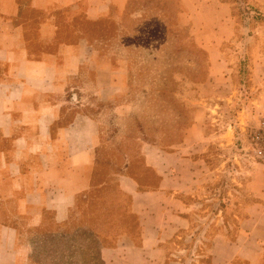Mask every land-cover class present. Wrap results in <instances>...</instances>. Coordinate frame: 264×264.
Listing matches in <instances>:
<instances>
[{
    "label": "crops",
    "instance_id": "obj_1",
    "mask_svg": "<svg viewBox=\"0 0 264 264\" xmlns=\"http://www.w3.org/2000/svg\"><path fill=\"white\" fill-rule=\"evenodd\" d=\"M210 1L219 5L225 15L231 12L229 1ZM250 1L264 8V0ZM127 2L0 0L2 214L29 215V227L43 228L48 224L47 215H52L57 225H64L71 215H83L91 209L94 198L91 192L101 157L100 126L82 105L73 101L71 93L79 91L76 96L82 99V91L88 94L92 88L100 89L97 93L101 98L110 99L108 89L121 85L118 78L114 80L113 65L99 61V52L91 45L86 27L88 22L108 17L115 8L124 10ZM255 33L259 37L255 50L258 53L260 45H264V26H258ZM225 35L222 38L220 34L221 39L235 35L233 26ZM211 53L213 64L218 61L223 65L221 51L220 57L215 50ZM207 113L201 123V116L195 112L197 123L193 125L197 129L203 126L206 116H211ZM192 126L184 142L169 152L154 145L142 147L144 167L153 173L149 185L143 184L141 172L135 170L129 154H125L126 160L115 178L99 185L107 188L114 183L127 199L124 209L123 198L115 199L121 202L120 215L112 214L117 206L110 204L103 209L113 215L108 217L109 225L121 223L116 224L119 231L113 235L112 244L102 248L105 264H167L172 245L179 246L178 242L185 241L196 217L207 211L203 205H207L209 191L201 193V189H208L209 180L205 176L215 171L206 168L205 159L198 156L204 151H191L199 144L196 142L199 133ZM250 185L253 196L260 201L249 204L244 213L234 214L237 224L228 227L221 213H217L204 227V235L213 230L211 237L205 238L209 260L204 264H239L236 260L243 264H264V191L255 179ZM82 197L87 199L82 202ZM97 212L101 214V210ZM129 216L135 222L127 225ZM15 242L12 239L11 244ZM2 251L0 247V264L16 263L15 255L10 257Z\"/></svg>",
    "mask_w": 264,
    "mask_h": 264
},
{
    "label": "rangeland",
    "instance_id": "obj_2",
    "mask_svg": "<svg viewBox=\"0 0 264 264\" xmlns=\"http://www.w3.org/2000/svg\"><path fill=\"white\" fill-rule=\"evenodd\" d=\"M204 2L129 0L124 10L115 8L108 18L96 26H88L99 61L113 65L112 75L121 85L108 89L110 99L101 98L97 93L100 89L92 88L88 94L80 91L84 97L92 95L89 99L74 96L77 90L71 93L73 101L82 105L100 126L98 184L115 178L126 160L125 154H129L135 170L141 172L143 184L149 185L153 173L144 167L142 147L154 145L169 152L187 138L195 112L200 119L205 112L211 114L206 116L203 126L198 129L195 124L192 126L199 133L196 137L199 144L191 149L204 151L198 156L205 159L206 168L215 171L206 172L208 189H201V193L209 191L207 205H203L207 211L196 217L185 241L178 242L179 246L172 245L167 264L207 263L208 241L203 229L215 217L220 202L226 206L227 218L223 219L229 227L235 223L232 212L244 213L254 200L260 201L253 196L250 184L254 179L264 191V161L254 158L248 144V132L264 119V45L256 53L258 34L257 38L247 36L250 21L244 0H238L235 14L245 17L242 26L245 39L233 35L227 40L221 39L220 34L222 38L227 36L225 32L232 26L236 30L232 8L225 15L213 1ZM258 26L264 24H257L255 30ZM214 50L219 57L221 51L223 65L218 61L213 64ZM243 58L246 59L241 66ZM98 187L91 195L95 199L107 197L108 193ZM96 200L97 205L110 206L109 202H103L105 199ZM218 213L223 216L221 210ZM131 222H135L134 217L126 218L127 225ZM88 228V225L77 230L72 227L73 235L47 242L29 229V215L17 217L0 210V247L10 257L15 255V264H29V254L36 264H104ZM212 233L213 230L208 237ZM12 239L16 240L13 245ZM236 262L243 264L240 260Z\"/></svg>",
    "mask_w": 264,
    "mask_h": 264
},
{
    "label": "trees",
    "instance_id": "obj_3",
    "mask_svg": "<svg viewBox=\"0 0 264 264\" xmlns=\"http://www.w3.org/2000/svg\"><path fill=\"white\" fill-rule=\"evenodd\" d=\"M229 1L231 3L232 6V11H233V15L235 16L234 18H236V30H235V36L237 38H243L245 39V35L243 32V24L245 21V17H242L243 15L240 14H235V8L238 7V0H226ZM245 4H247V16L249 17V21H250V29H249V35L257 38V36L255 35V26L257 24H264V8L260 5H257L256 3H254L253 1L250 0H244ZM128 4H129V0H128ZM129 6V5H128ZM246 11V8H245ZM237 17H240V19H237ZM108 18V17H106ZM103 18V19H106ZM103 19L96 21V22H88L87 25V29L88 32L92 35V31L90 29V27L88 28V26H96L100 21H102ZM90 24V25H89ZM249 57V56H248ZM246 58H243L242 60H240V64L242 66V64L244 63L243 61ZM100 154V153H99ZM118 170H121V168H118ZM94 185L95 187L103 184L97 183V179H96V172H95V177H94ZM114 185H111L110 187L107 188H99L101 190H103V192H107L108 196L105 197V200L103 202H108V199H111L112 202H110L111 205H114V208L117 206L118 209H111L112 210V214L113 215H120L121 211V202L119 200H115L116 198H123V209L125 206V201H127V199L125 198V196H123V194H121L118 190H117V186L113 187ZM115 188V189H114ZM111 190V191H110ZM102 197V196H101ZM99 198V197H98ZM86 197H82L81 201L83 202L84 200H86ZM95 198L92 199V207L89 210V212L87 210L84 211L83 215H78V214H73L70 217V220L67 221V223H65L64 225H57L56 223H54L53 221V216L52 215H47V216H51L50 221H47L48 224L46 227L40 228H32L29 227V229L32 231H35L37 233V235H39L37 238L43 240V241H50L52 242L53 240H58L61 239L64 236H67L68 234L73 235L72 230H70V228H76L75 230L79 229L81 226H86L88 225V231H89V235L91 236V238L95 241L94 243L96 244V248L98 249V253H99V259L100 261L103 262L102 258H101V251L103 247H108L109 245L112 244V237L115 234V232H118L119 230L116 229L118 228L115 224V226H111L109 225V219L108 217L110 216V214H107L105 212H103V209H107L108 206L104 205L102 206V204L97 205L95 204V201H97ZM99 200L101 201V199L99 198ZM101 203V202H100ZM255 203V200L254 202ZM225 205L220 202L216 212H214L215 214H217L220 210L223 213V217H225V219L227 218V214H226V210H225ZM101 210V214H99V212ZM237 211V210H236ZM95 212H97L95 214ZM90 213V214H89ZM234 214H236V212H232L231 215L234 216ZM102 218H106V220H102ZM79 223L80 225H77L76 223ZM234 222L237 224V219L234 216ZM68 224V225H67ZM237 229V228H236ZM238 230V229H237ZM209 231H207L205 233V236H209ZM56 234L58 236H56ZM29 264H36L33 255L29 254ZM104 263V262H103ZM105 264V263H104Z\"/></svg>",
    "mask_w": 264,
    "mask_h": 264
},
{
    "label": "built area",
    "instance_id": "obj_4",
    "mask_svg": "<svg viewBox=\"0 0 264 264\" xmlns=\"http://www.w3.org/2000/svg\"><path fill=\"white\" fill-rule=\"evenodd\" d=\"M248 144L254 158L264 161V119L248 132Z\"/></svg>",
    "mask_w": 264,
    "mask_h": 264
}]
</instances>
